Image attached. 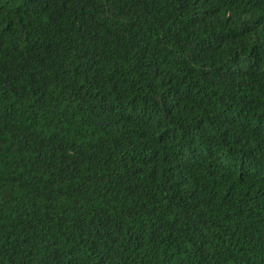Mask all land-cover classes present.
Listing matches in <instances>:
<instances>
[{
	"label": "trees",
	"instance_id": "trees-1",
	"mask_svg": "<svg viewBox=\"0 0 264 264\" xmlns=\"http://www.w3.org/2000/svg\"><path fill=\"white\" fill-rule=\"evenodd\" d=\"M0 264H264V0H0Z\"/></svg>",
	"mask_w": 264,
	"mask_h": 264
}]
</instances>
